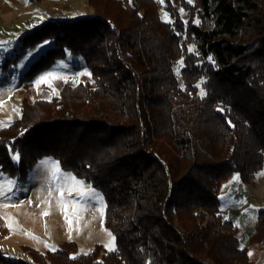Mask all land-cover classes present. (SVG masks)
<instances>
[{"label": "trees", "instance_id": "obj_1", "mask_svg": "<svg viewBox=\"0 0 264 264\" xmlns=\"http://www.w3.org/2000/svg\"><path fill=\"white\" fill-rule=\"evenodd\" d=\"M89 1L94 14L47 20L19 51L52 39L25 79L70 52L95 86L23 98L0 128V167L25 179L56 158L104 193L117 246L23 244L28 258L0 253V264H254L218 194L234 172L246 183L264 168V0H169L171 22L156 0ZM250 242L264 246V205Z\"/></svg>", "mask_w": 264, "mask_h": 264}, {"label": "rangeland", "instance_id": "obj_2", "mask_svg": "<svg viewBox=\"0 0 264 264\" xmlns=\"http://www.w3.org/2000/svg\"><path fill=\"white\" fill-rule=\"evenodd\" d=\"M156 1L162 18L171 22L169 0ZM177 7L187 20V11ZM94 11L89 0H0V128L20 118L23 98L52 99L66 84L89 81L95 86L84 56L70 52L33 79H25L30 65L54 45L52 39L19 51L22 36L43 22L83 17ZM10 57L14 60L6 62ZM184 66V58L176 60L175 72L182 86ZM49 73L54 78L37 83ZM218 195L222 214L234 222L252 262L264 264V246L250 242L264 205V168L246 183L234 172L222 182ZM106 207L100 189L63 169L53 156L40 159L25 179L13 178L0 167V253L13 259L28 258L23 244L45 251L58 249L69 240L78 243L80 253L90 252L96 244L115 249L116 235L105 223Z\"/></svg>", "mask_w": 264, "mask_h": 264}, {"label": "snow or ice", "instance_id": "obj_3", "mask_svg": "<svg viewBox=\"0 0 264 264\" xmlns=\"http://www.w3.org/2000/svg\"><path fill=\"white\" fill-rule=\"evenodd\" d=\"M50 78H54L53 75L51 73H49L48 75L44 76V77H41L39 81H37V83H47L48 80ZM17 159H18V155H17ZM55 166V165H54ZM58 167V166H57Z\"/></svg>", "mask_w": 264, "mask_h": 264}]
</instances>
